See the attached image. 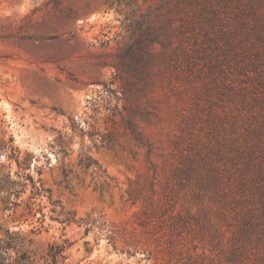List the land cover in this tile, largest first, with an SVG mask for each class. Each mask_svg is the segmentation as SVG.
<instances>
[{"label":"rangeland","instance_id":"obj_1","mask_svg":"<svg viewBox=\"0 0 264 264\" xmlns=\"http://www.w3.org/2000/svg\"><path fill=\"white\" fill-rule=\"evenodd\" d=\"M263 177L264 0H0V264H264Z\"/></svg>","mask_w":264,"mask_h":264},{"label":"trees","instance_id":"obj_2","mask_svg":"<svg viewBox=\"0 0 264 264\" xmlns=\"http://www.w3.org/2000/svg\"><path fill=\"white\" fill-rule=\"evenodd\" d=\"M93 164H96V162L94 160H90L89 158H87V161L85 162V166L89 167ZM263 180H264V177H263ZM35 189L38 190L37 187H35ZM262 189H263V193H264V182L262 183Z\"/></svg>","mask_w":264,"mask_h":264}]
</instances>
